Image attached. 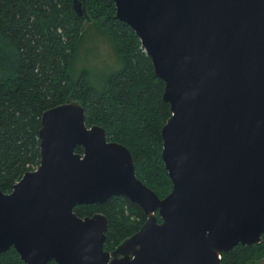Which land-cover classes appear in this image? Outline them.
Here are the masks:
<instances>
[{
  "label": "water",
  "instance_id": "water-1",
  "mask_svg": "<svg viewBox=\"0 0 264 264\" xmlns=\"http://www.w3.org/2000/svg\"><path fill=\"white\" fill-rule=\"evenodd\" d=\"M68 3L88 19L84 0ZM113 3L163 81L170 190L159 198L135 176L129 150L66 98L40 112L37 165L0 191V252L12 247L23 264H219L264 231V0ZM111 196L145 219L108 251L105 216L72 208Z\"/></svg>",
  "mask_w": 264,
  "mask_h": 264
},
{
  "label": "trees",
  "instance_id": "trees-1",
  "mask_svg": "<svg viewBox=\"0 0 264 264\" xmlns=\"http://www.w3.org/2000/svg\"><path fill=\"white\" fill-rule=\"evenodd\" d=\"M84 5L88 19L81 24L71 15L68 0H0V191L8 192L25 170L37 165L40 112L72 98L83 106L86 124L101 125L107 139L129 150L135 176L161 198L171 186L160 158L159 129L170 114L161 97L163 81L154 75L136 33L115 18L113 0H84ZM90 32L109 43L119 63L98 82L76 59ZM72 211L79 217L105 216V250L145 219L140 207L121 196L77 204ZM260 261L264 231L258 243L235 244L219 257V264ZM0 264L23 262L9 247L0 252Z\"/></svg>",
  "mask_w": 264,
  "mask_h": 264
},
{
  "label": "rangeland",
  "instance_id": "rangeland-1",
  "mask_svg": "<svg viewBox=\"0 0 264 264\" xmlns=\"http://www.w3.org/2000/svg\"><path fill=\"white\" fill-rule=\"evenodd\" d=\"M80 59L91 72V79L99 81V77L116 68L119 63L111 50L109 43L94 33L88 34L78 47L77 58ZM256 264H264L262 261Z\"/></svg>",
  "mask_w": 264,
  "mask_h": 264
},
{
  "label": "flooded vegetation",
  "instance_id": "flooded-vegetation-1",
  "mask_svg": "<svg viewBox=\"0 0 264 264\" xmlns=\"http://www.w3.org/2000/svg\"><path fill=\"white\" fill-rule=\"evenodd\" d=\"M80 146V145H79ZM81 147V146H80ZM81 151V150H80ZM130 202V201H129ZM157 219V218H156ZM138 229V228H137ZM108 251H110V250H108ZM263 263H264V261H262Z\"/></svg>",
  "mask_w": 264,
  "mask_h": 264
}]
</instances>
